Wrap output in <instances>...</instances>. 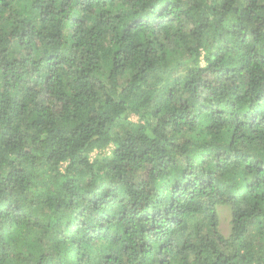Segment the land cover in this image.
I'll return each instance as SVG.
<instances>
[{"label": "clouds", "instance_id": "9594fccd", "mask_svg": "<svg viewBox=\"0 0 264 264\" xmlns=\"http://www.w3.org/2000/svg\"><path fill=\"white\" fill-rule=\"evenodd\" d=\"M0 264H264V0H0Z\"/></svg>", "mask_w": 264, "mask_h": 264}]
</instances>
